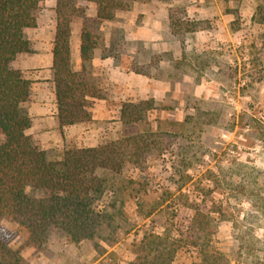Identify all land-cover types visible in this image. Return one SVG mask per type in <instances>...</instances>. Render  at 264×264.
<instances>
[{"label":"rangeland","instance_id":"374dc122","mask_svg":"<svg viewBox=\"0 0 264 264\" xmlns=\"http://www.w3.org/2000/svg\"><path fill=\"white\" fill-rule=\"evenodd\" d=\"M55 3L44 0L36 25L25 29L30 51L17 56L31 82L30 97L21 104L32 118L27 133L41 148L54 156L68 145L93 147L123 134L164 130L182 137L162 157L149 160L147 172H128L136 182L124 181L119 201L127 216L121 225L131 229L118 240H100L96 248L90 239L72 242L52 232L44 245L34 247L8 218L0 222V238L29 264H129L136 257L134 244L152 228L160 231L176 213L174 202L187 199L204 205V211L222 209L215 214L220 219L212 244L232 264H264L259 250L264 213L254 216L264 200V190L255 185L257 179L264 182L258 172L264 169V0H136L109 21H98L89 3L85 17L72 24L73 59L80 64V31L88 23L99 42L93 71L107 97L94 100L91 121L64 127L57 120L53 81ZM143 99H153L157 107L124 124L121 104ZM185 163L190 165L182 189L187 197L177 189L187 180ZM245 218L259 242L241 249L234 226ZM197 259L181 250L174 264Z\"/></svg>","mask_w":264,"mask_h":264},{"label":"trees","instance_id":"16d2710c","mask_svg":"<svg viewBox=\"0 0 264 264\" xmlns=\"http://www.w3.org/2000/svg\"><path fill=\"white\" fill-rule=\"evenodd\" d=\"M134 1L56 0L52 67L60 127L91 121L94 100L107 97L92 67L99 46L97 34L91 25L83 24L78 65L71 46L72 24L85 17L89 3L95 5L98 21H109ZM43 2L0 0V222L8 218L18 223L27 234V244L34 247L44 245L52 232H58L72 242L90 239L97 248L100 240L116 241L131 229L121 225L127 216L124 203L119 201L124 181L136 182L133 175H128L130 169L147 172L148 161L162 157L182 136L164 130L123 134L93 147L68 145L54 156L41 148L27 133L32 118L21 104L30 97L31 82L18 68L17 56L30 51L25 29L36 25ZM170 19L173 26H180L176 14L171 13ZM156 107L153 99L124 101L121 121L137 122ZM185 164L182 177L187 180L177 189L180 196L187 197L182 189L190 179V165ZM258 172L264 177V169ZM259 180L255 185L264 190V182ZM260 200L257 209L261 211H254L256 217L264 213V200ZM203 206L197 201L188 203L187 199L174 202L176 213L162 223L160 231L152 228L144 233L134 244L136 257L129 264H174L181 250L196 253L198 258L181 264H232L228 255L212 244L217 218L220 219L215 214L222 209L214 206L204 211ZM187 210L192 213L186 214ZM154 211L156 208L147 216ZM182 213L185 214L181 216ZM174 217L180 221H174ZM243 221L246 218L235 223L234 237L241 249L255 247L259 239L252 236L253 229ZM259 250L264 259V246ZM0 264L29 263L19 249L0 238Z\"/></svg>","mask_w":264,"mask_h":264},{"label":"crops","instance_id":"0c3cea01","mask_svg":"<svg viewBox=\"0 0 264 264\" xmlns=\"http://www.w3.org/2000/svg\"><path fill=\"white\" fill-rule=\"evenodd\" d=\"M56 122V121H55Z\"/></svg>","mask_w":264,"mask_h":264}]
</instances>
